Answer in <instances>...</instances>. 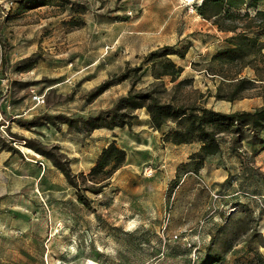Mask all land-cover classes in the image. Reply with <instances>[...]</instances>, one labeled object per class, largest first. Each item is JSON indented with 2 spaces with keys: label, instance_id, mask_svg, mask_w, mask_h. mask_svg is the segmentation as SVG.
Here are the masks:
<instances>
[{
  "label": "rangeland",
  "instance_id": "rangeland-1",
  "mask_svg": "<svg viewBox=\"0 0 264 264\" xmlns=\"http://www.w3.org/2000/svg\"><path fill=\"white\" fill-rule=\"evenodd\" d=\"M201 3L0 0V264H264V148L255 158L253 132L221 136L232 145L195 173L198 149L139 127L144 109L124 111L131 127L83 125L130 91L223 114L264 107V57L212 62L234 34L204 20ZM258 10L264 0L240 13ZM250 36L264 44L263 31ZM167 48L185 54L170 57L183 68L174 82L156 79L166 59L151 61ZM114 142L125 165L102 193L85 191L98 186L82 176Z\"/></svg>",
  "mask_w": 264,
  "mask_h": 264
},
{
  "label": "trees",
  "instance_id": "trees-1",
  "mask_svg": "<svg viewBox=\"0 0 264 264\" xmlns=\"http://www.w3.org/2000/svg\"><path fill=\"white\" fill-rule=\"evenodd\" d=\"M258 1L260 0H251V2L249 0H202L201 5L197 7L199 15L206 21H213L220 31L234 34L227 40L229 48L220 50L212 58V62L220 65L241 63L244 66H250L251 61L264 57V44L259 41L258 37L250 36L259 30L264 32V10H258L254 16H251L248 11L243 15L240 13L242 7L256 8ZM0 39L3 50H6V43L1 37ZM170 50L172 49L167 48L164 53L151 56V61L166 59L162 65V73L156 77L157 80L169 77L174 82L183 73V68L177 66L170 57L179 56L183 59L185 54ZM3 53L4 60H6V52ZM140 71L141 68L134 70V72ZM127 78L128 75H123L121 81H125ZM109 87V84L101 86L93 93L92 97L103 94ZM126 109L133 113L144 109L150 117L151 127L154 130L160 131L173 124V129L163 137L165 144L175 146L199 144V151L191 156V161H198L195 164V173L200 171L209 157L216 156L221 152V136L232 135L235 138L234 143L238 140L244 141L242 133L245 129L246 132L254 133L249 144L263 143L264 141L261 138V133L264 131V107L254 112L223 114L206 108L176 107L172 104L160 102L151 93H134L133 91H130L127 97L118 101L117 106L108 112L109 116L107 118L92 117L85 120L83 125L93 124L90 130L101 128L113 130L115 128L131 127V122L124 113ZM136 118V116H133V119ZM99 121H104V123L95 125ZM87 131L89 132V129ZM126 161V151L118 147L115 142L111 143L102 151L89 175L82 176L86 182L98 187H85L84 190L91 191L96 195L102 193ZM57 168L64 174L72 187H78L75 181L76 177L69 169L60 164H57ZM82 190L77 195L79 202L89 208L88 200L82 194Z\"/></svg>",
  "mask_w": 264,
  "mask_h": 264
},
{
  "label": "crops",
  "instance_id": "crops-1",
  "mask_svg": "<svg viewBox=\"0 0 264 264\" xmlns=\"http://www.w3.org/2000/svg\"><path fill=\"white\" fill-rule=\"evenodd\" d=\"M179 66V65H178ZM147 121H144V122H138L139 123V127H147V128H149V129H151L152 131H155V133L154 134H158V135H156L154 138H158L160 141H162V143H164L163 142V137H164V135L165 134H168L172 129H173V127H174V125L173 124H171V125H169V126H166L165 128H163L162 130H160V131H158V130H154L152 127H151V123H150V117H148L147 119H146ZM261 138H264V135H261ZM226 140V139H225ZM223 140H221V152L217 155L218 157H222V155H223V151H224V145H226V144H228V143H230V141H231V145H232V143H233V139H230V141L228 142V141H224V142H222ZM263 143H264V141H263ZM263 143H257V144H247L246 143V145H249V147H250V149L253 151V153H254V156H255V158L258 156V155H260L261 153H262V151H263V148L264 147H262V148H260L262 145H263ZM244 144H245V142H244ZM168 145H170V146H172L173 148H181V147H187V146H189V147H195V148H197L198 150L196 151H193L192 152V154L194 153H197L198 151H199V149H200V145L198 144H196V143H194V144H189V145H179V146H175V145H171V144H168ZM259 145H261V146H259ZM251 151V152H252ZM252 153V154H253ZM192 154H190L189 155V159H190V157L192 156ZM217 156H212V157H217ZM212 157H209L207 160H210V158H212ZM207 160H206V163H205V167H207L208 166V162H207ZM190 160H185V161H181L180 163L181 164H187L188 162H189ZM235 164V163H234ZM229 178V170L227 171V173H226V179H228Z\"/></svg>",
  "mask_w": 264,
  "mask_h": 264
},
{
  "label": "bare ground",
  "instance_id": "bare-ground-1",
  "mask_svg": "<svg viewBox=\"0 0 264 264\" xmlns=\"http://www.w3.org/2000/svg\"><path fill=\"white\" fill-rule=\"evenodd\" d=\"M201 2H202V0H201Z\"/></svg>",
  "mask_w": 264,
  "mask_h": 264
},
{
  "label": "built area",
  "instance_id": "built-area-1",
  "mask_svg": "<svg viewBox=\"0 0 264 264\" xmlns=\"http://www.w3.org/2000/svg\"><path fill=\"white\" fill-rule=\"evenodd\" d=\"M0 116H1V114H0Z\"/></svg>",
  "mask_w": 264,
  "mask_h": 264
}]
</instances>
